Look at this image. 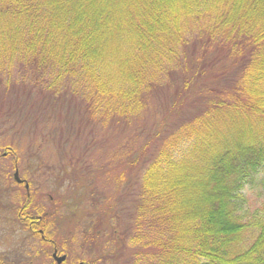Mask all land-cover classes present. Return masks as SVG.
Listing matches in <instances>:
<instances>
[{"label":"trees","instance_id":"1","mask_svg":"<svg viewBox=\"0 0 264 264\" xmlns=\"http://www.w3.org/2000/svg\"><path fill=\"white\" fill-rule=\"evenodd\" d=\"M11 82L20 83L5 95L15 111L43 106L45 119L58 106L56 118L66 108L89 124L81 137L71 131L70 151L64 135L48 142L52 161L29 147L35 166L66 186L80 177H67L73 153L98 145L90 122L121 126L160 106L136 156L112 144L119 162L144 164L137 190L138 175L126 184L131 203L116 198L112 216L132 248L128 264H264V176L254 183L264 173V0H0V84ZM4 123L0 134L13 128ZM90 155L93 168L107 164ZM247 185L260 193L254 201ZM54 197L64 213L97 218Z\"/></svg>","mask_w":264,"mask_h":264},{"label":"rangeland","instance_id":"2","mask_svg":"<svg viewBox=\"0 0 264 264\" xmlns=\"http://www.w3.org/2000/svg\"><path fill=\"white\" fill-rule=\"evenodd\" d=\"M19 84V82H11L8 87L0 84V128L3 127L1 121L5 122L4 124H7V128H5L8 130L13 126V128L6 133L0 134V153H2L4 150L12 151V147L16 148L17 142L19 150L25 152L26 154L29 153V147L31 145H38V158H42L44 161H52L55 156L52 152L54 150L49 148L50 144L47 143L50 142L53 144L52 141L61 140L59 135L65 136L63 143L67 146V150L70 151L72 144L79 143L77 134H73L71 131L79 133V136L81 137L80 131L85 130L89 124H83L76 121L74 122V118H71V115L68 116V110L66 108L64 111L67 116L62 115L56 118V114L59 113L58 106H49V110L55 109L56 114L53 115L51 113V116L45 119L42 118L45 116L36 112V108L41 111L43 106H32L35 112L29 109L30 106L28 105L23 107L24 110L22 112L15 111L16 109H19L20 106H13L9 104L7 100H5V95L7 92H10V95L14 96L16 93L13 92L10 87L20 88ZM25 86L27 92L30 95V100L33 99L34 101L35 94H37V89L32 88L30 85ZM28 88H32L33 92ZM3 101L5 102L4 104H2ZM10 103L15 104V101L11 100ZM159 108L160 106H151L150 108H147L145 110L146 112L143 113L139 118H134L129 121L128 124L121 126L119 124L101 126L96 122H90L91 127L94 128L93 130L89 131L90 136L96 138L98 145L94 140L92 145L95 147L92 148L91 146L86 152V155L83 154V149H81L82 153H73L74 171L69 172L67 177L70 178L74 176V173L76 172L80 176L78 178L77 185H73L74 181H70V179H67L66 186V181H64L62 185L57 182L52 183V181H50L51 176L49 178V182L47 183H44L39 178L35 177V181L37 182L36 184L39 188L37 189L38 191L36 193V195L39 197V199H37V204H39L43 209L47 210L49 212L48 214L52 216L57 223L54 232L50 233V236L56 238L58 245H60L61 242L65 240L67 242V245L64 247V249L67 252L68 260L66 263L63 262L62 264H74V262H76L78 259H84L82 264H90L88 263L90 259L94 261L92 264H128L127 259L130 257L132 248L129 247V245H127L124 240L121 241V239H119L122 237L120 236L121 230H118V228H116L114 225L115 221L112 216L116 214L115 211H113L116 208V198L119 199V203L123 204V206L125 203L128 205L131 203L129 201L130 197L126 199L124 197L127 187L126 184L127 182L133 183L132 181L134 180V176L137 177L138 175V184H135L134 186V190H137L140 185V177L144 169V164L139 163L137 160H133L132 164L123 160L122 162H119L121 158L120 154L124 152L125 155V153L129 151L126 154H130L132 156L135 154V152L137 153L140 151L138 146L143 142L145 137V135L142 134L145 127L143 125L150 124L151 118L156 121L158 120L160 117V115L158 116ZM74 125L75 127H73ZM140 126L142 128L137 132ZM63 127L67 132L58 130L59 128ZM116 141H121L123 144H125V151H114V149H112V144ZM76 148L77 149L73 151L79 152L77 146ZM91 153L92 156H97L95 159L97 166L102 162H106L107 164H102V166H100L98 169L95 167L93 168V162L87 159L91 157ZM10 156L11 154L8 157ZM66 161L68 164L67 159ZM49 173V170L45 167H36V176L38 177L47 175ZM81 173L83 174L82 176ZM263 176V172L257 175L254 179V183H259ZM83 181H85L84 188L81 190L80 187ZM85 186L88 187L87 191H89V187H91L92 190L104 193V198L96 200L94 195L90 196L86 193ZM245 190H247V193H250V195L247 194ZM245 190L246 196L250 199L249 201H254L255 196L260 194L257 189L251 188L250 185H247ZM65 191L70 199L73 198L70 200V202L74 205H77V210L78 204H80L82 211H93L94 217L97 218L92 223H88L85 222V214L78 219L74 213H64L62 209L58 208L57 206L59 205L57 203L59 202V199L55 198L54 196L62 195L67 197L63 194ZM111 192H115V194L112 196ZM50 196L53 198V201H50ZM259 200L260 198L256 199V202ZM1 201L2 200L0 199V202ZM70 202L66 203V207L70 204ZM92 205H95V207L93 208ZM118 221L120 222V218ZM122 222L125 221L122 220ZM7 223L12 225L10 222ZM100 224L102 227L107 228L106 233H103V230L100 232ZM9 235H11V233H8L5 230L0 232V257L5 258L3 259L4 261L12 262V258H14L16 254V248H13V242L15 240H12L13 238L8 237ZM80 240L83 243L81 245H79ZM24 241H26V239ZM28 241L29 240H27V243L23 246H27ZM44 245L45 244H43V246ZM29 248H32V245ZM41 248L42 247L40 246L39 251ZM21 249L22 248H19L18 250ZM37 249L38 244L35 245L34 253L37 255V260L35 261L36 264H53L49 256V251L47 252L46 256H41L40 262L38 260V258H40V254ZM25 257L32 258L33 255ZM28 262L29 261L26 260L24 261L25 264Z\"/></svg>","mask_w":264,"mask_h":264},{"label":"flooded vegetation","instance_id":"3","mask_svg":"<svg viewBox=\"0 0 264 264\" xmlns=\"http://www.w3.org/2000/svg\"><path fill=\"white\" fill-rule=\"evenodd\" d=\"M11 154L10 157H8ZM33 152L19 153L14 151H2L0 153V232L5 230L11 233L8 237L15 240L13 248H16V254L12 262L4 261L0 257V264H36L37 255H35V245L38 244L41 262V256H46L49 251L50 259L53 264H62L67 262L68 256L64 249L66 240L57 244L56 238L51 237L57 226L56 220L50 216L47 210L37 204L39 197L36 195L38 185L35 177L44 183L49 182L47 176H36V166ZM50 201H53L51 196ZM6 200V201H5ZM7 222L12 223L9 225ZM26 239V241H24ZM17 240V241H16ZM27 246H23L27 243ZM43 244H45L43 246ZM32 245V248H29ZM22 248L21 250H18ZM33 253V254H32ZM33 255L32 258H26ZM64 259L58 263L59 257ZM7 259V258H6ZM82 260H77L74 264H82Z\"/></svg>","mask_w":264,"mask_h":264},{"label":"water","instance_id":"4","mask_svg":"<svg viewBox=\"0 0 264 264\" xmlns=\"http://www.w3.org/2000/svg\"><path fill=\"white\" fill-rule=\"evenodd\" d=\"M62 259H64V256L59 257L58 263H60Z\"/></svg>","mask_w":264,"mask_h":264},{"label":"clouds","instance_id":"5","mask_svg":"<svg viewBox=\"0 0 264 264\" xmlns=\"http://www.w3.org/2000/svg\"><path fill=\"white\" fill-rule=\"evenodd\" d=\"M246 191V193H247V190H245ZM247 194H249L250 195V193H247Z\"/></svg>","mask_w":264,"mask_h":264}]
</instances>
